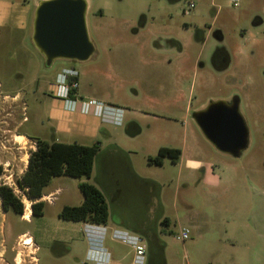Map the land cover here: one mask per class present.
Listing matches in <instances>:
<instances>
[{"label": "rangeland", "instance_id": "374dc122", "mask_svg": "<svg viewBox=\"0 0 264 264\" xmlns=\"http://www.w3.org/2000/svg\"><path fill=\"white\" fill-rule=\"evenodd\" d=\"M41 1L0 0V183L23 203L20 216L4 212L0 203V264H32L34 244H22L28 236L39 245V264H96L87 257L93 243L85 223L58 218L63 206L82 201L78 183L99 187L96 158L90 177H53L43 192L59 188L55 197L45 196L42 215L25 221L36 199L15 180L36 148L33 139L98 144L102 151L115 143L131 151L141 175L157 177L160 167L147 165L146 156L171 138L166 130L171 127L179 134L184 129L185 160L205 163L208 171L199 180V170L184 169L197 196L191 210L178 201L174 218L171 202L165 204L170 224L158 222L154 233L164 264H264V0H240L238 7L229 0H84L92 53L83 61L51 63L32 41ZM189 3L194 7L187 10ZM63 68L77 71L78 106L88 99L118 106L124 112L121 125L105 123L92 111L66 109L56 96ZM233 97L248 131L238 157L218 151L192 117L212 101ZM127 119L141 129L138 136L124 133ZM212 172L217 185L208 181ZM104 197L108 220L101 246L122 250L124 243L111 237L120 228L118 213ZM135 213L142 216L143 210ZM186 225L189 235L181 240L178 230Z\"/></svg>", "mask_w": 264, "mask_h": 264}, {"label": "crops", "instance_id": "0c3cea01", "mask_svg": "<svg viewBox=\"0 0 264 264\" xmlns=\"http://www.w3.org/2000/svg\"><path fill=\"white\" fill-rule=\"evenodd\" d=\"M183 27H185V30L188 29L185 23L183 24ZM174 65L175 66L173 67H176V70L179 69L177 64ZM162 74H164V72ZM161 77L162 78L160 79L164 81L163 76ZM130 120L131 119H127L126 131L124 133L128 137L134 138L141 133V129L135 124V122ZM166 130H169L168 132L171 133V138L167 139L168 141H165V143H160L157 150L160 147L177 148L180 150V157L175 163L171 162L168 158H165L161 165H154L160 167L159 169L163 172L157 173V177L141 175L137 171L134 161L129 154L131 151L115 143L110 145L105 151H102V148L98 145L99 151L94 157L97 161V181L99 187L95 186L101 192L103 190L108 198H111L114 210L118 213L117 217L119 218L118 223L120 228L115 229L131 231L132 235L138 236L142 239L145 246L144 264H164L162 244L156 237H154V233H156L155 231L158 222L163 223L165 226L170 224V216L165 210L166 202H171L173 209L172 214L170 215L176 218L178 216L176 207L178 201L182 202L183 206L191 210L194 204V198H197V196L189 190L191 184L188 181L189 176L184 174V169L191 170L190 173L194 169L199 170V180H205L206 172L208 171V169H206L207 164L205 163H197L191 159L185 160L186 137L184 129H182L181 134H179V129L175 130L172 127L167 128ZM107 136L111 137L112 135L111 133H107ZM148 156L153 155L148 154L146 158ZM94 161L95 160L93 159L92 171ZM146 164L153 166V164H148L147 161ZM168 171L171 174L167 173ZM208 181L211 185H217L219 179L212 172L210 180ZM130 186H133L135 189H131ZM162 187H166L165 190H163ZM58 189L59 188L52 189L46 193L43 192L42 197L36 199V201L42 200L45 203L43 198L50 194H53L55 197V192H57ZM104 193L102 192L103 195ZM129 194H131V196H129ZM138 194L139 199H137ZM128 199H130V202ZM47 203L52 204L53 202ZM124 203H130V206L132 203V207L129 206L128 208H125L123 206ZM139 207L143 210L142 216H138L135 213L138 211ZM30 216L31 213H29V218H26L25 221H29ZM193 217L194 216L191 213L188 219L190 223L194 222L193 220L195 219ZM190 226H192V224H190ZM184 227L188 229L190 228L187 225ZM29 237H31V242L34 244L32 253L35 261L32 262V264H39V259L37 257L39 245L33 236ZM115 245L116 244L110 245L109 250L103 247L109 253L107 263L123 264L124 261L128 262L129 258V263L127 264H132L133 249L129 245L122 244V250H119L114 247ZM60 246L63 247V245ZM55 254L57 255V253Z\"/></svg>", "mask_w": 264, "mask_h": 264}, {"label": "water", "instance_id": "95a60500", "mask_svg": "<svg viewBox=\"0 0 264 264\" xmlns=\"http://www.w3.org/2000/svg\"><path fill=\"white\" fill-rule=\"evenodd\" d=\"M84 0H43L34 14L32 41L47 63L54 59L83 61L92 53L85 26ZM192 117L204 137L220 152L238 157L246 148L248 131L238 98L210 102Z\"/></svg>", "mask_w": 264, "mask_h": 264}, {"label": "trees", "instance_id": "16d2710c", "mask_svg": "<svg viewBox=\"0 0 264 264\" xmlns=\"http://www.w3.org/2000/svg\"><path fill=\"white\" fill-rule=\"evenodd\" d=\"M36 148L30 152L25 170L15 180L16 186L32 199H39L44 188L53 177H90L93 159L99 151L98 144L81 145L76 142H47L33 139ZM180 157L177 148L160 147L156 154L148 156V164L161 165L168 158L175 163ZM2 166L0 165V175ZM82 201L78 205H65L58 213V218L70 221H82L97 225H105L108 220V205L102 192L92 183H78ZM0 203L4 212L11 211L22 215L23 203L15 195L13 189L0 183ZM44 202L38 200L31 203V216L42 215Z\"/></svg>", "mask_w": 264, "mask_h": 264}, {"label": "built area", "instance_id": "2783aa9c", "mask_svg": "<svg viewBox=\"0 0 264 264\" xmlns=\"http://www.w3.org/2000/svg\"><path fill=\"white\" fill-rule=\"evenodd\" d=\"M233 7L239 6L240 0H229ZM187 7L193 8L194 4L189 3ZM77 72L72 68H63L56 77V96L63 99L64 106L68 110L79 109L81 113H89L92 111L98 116L101 121L114 125H121L123 120V109L103 103L99 100L88 99L81 100L80 105H77L78 96H75V90L77 89ZM78 106V107H77ZM86 234L92 242L91 247L87 252V257L90 260H95L96 264H106L109 259V253L101 246V239L106 232V227L103 225H97L92 223H85ZM189 235V230L185 227H181L178 230V236L181 240H185ZM113 239L129 245L133 249L134 264H144L145 261V246L142 239L135 235H130L126 231L113 229Z\"/></svg>", "mask_w": 264, "mask_h": 264}, {"label": "bare ground", "instance_id": "6f19581e", "mask_svg": "<svg viewBox=\"0 0 264 264\" xmlns=\"http://www.w3.org/2000/svg\"><path fill=\"white\" fill-rule=\"evenodd\" d=\"M30 212V209L28 208L27 206V212L24 214V218H28L29 217V213ZM31 243V239L30 237L28 236L23 242L22 244L25 246V248H29V244ZM31 247V246H30ZM32 253V252H31ZM18 257V256H17ZM32 259L35 261L34 257H32Z\"/></svg>", "mask_w": 264, "mask_h": 264}, {"label": "flooded vegetation", "instance_id": "af4514ba", "mask_svg": "<svg viewBox=\"0 0 264 264\" xmlns=\"http://www.w3.org/2000/svg\"><path fill=\"white\" fill-rule=\"evenodd\" d=\"M187 10H189V8L187 7ZM185 12V10H183V13ZM72 69H74V68H72ZM75 70V69H74ZM76 71V70H75ZM77 72V71H76ZM5 95V94H4ZM18 134H21V135H23L22 133H17L16 135H18ZM15 135V136H16ZM29 138H31V137H29ZM33 138H31V140H32ZM151 247H153V246H151Z\"/></svg>", "mask_w": 264, "mask_h": 264}]
</instances>
